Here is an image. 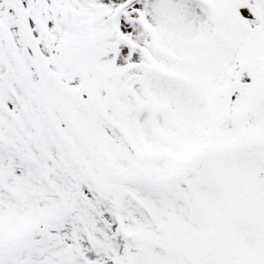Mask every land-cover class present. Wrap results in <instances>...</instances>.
Masks as SVG:
<instances>
[{"label": "snow or ice", "instance_id": "1", "mask_svg": "<svg viewBox=\"0 0 264 264\" xmlns=\"http://www.w3.org/2000/svg\"><path fill=\"white\" fill-rule=\"evenodd\" d=\"M0 264H264V0H0Z\"/></svg>", "mask_w": 264, "mask_h": 264}]
</instances>
